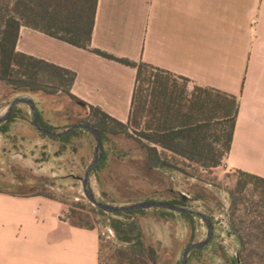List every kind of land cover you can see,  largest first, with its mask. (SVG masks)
I'll list each match as a JSON object with an SVG mask.
<instances>
[{
  "label": "crops",
  "instance_id": "crops-1",
  "mask_svg": "<svg viewBox=\"0 0 264 264\" xmlns=\"http://www.w3.org/2000/svg\"><path fill=\"white\" fill-rule=\"evenodd\" d=\"M91 46L236 96L224 165L264 177V0H97ZM16 49L74 71L83 105L130 119L135 67L27 25ZM67 212L59 199L0 192V264H99L98 227Z\"/></svg>",
  "mask_w": 264,
  "mask_h": 264
},
{
  "label": "trees",
  "instance_id": "trees-1",
  "mask_svg": "<svg viewBox=\"0 0 264 264\" xmlns=\"http://www.w3.org/2000/svg\"><path fill=\"white\" fill-rule=\"evenodd\" d=\"M96 3L97 0H0V85L10 88L17 94L31 91L64 92L72 100L78 103L82 102L71 93V86L75 78L74 71L19 52L16 49L20 27L22 25L30 26L78 47L91 50L105 58L137 69L133 107L127 122L117 120L98 106L82 104L88 110L83 120L91 122L97 128L104 146L103 156L93 167L90 180L91 176L95 175L98 183L101 184L100 173L102 169L105 166L108 169L107 167L113 161L124 160L125 156L130 155L127 151L117 149L114 136H122L134 141L139 150L138 157L141 165L147 170L163 173L174 170L182 171L176 164L175 160L178 159L175 156L204 167L220 165L231 148L239 108L238 98L216 89L200 86H194L190 92H188L187 85L178 90L173 85L175 81L172 77L175 75L171 72L144 61L116 56L92 47L91 36L95 21ZM181 79L186 83L188 82L185 77H181ZM37 118L41 126L46 129L52 131L64 129H57L55 123L49 119L42 120L38 106ZM21 121H30L33 124L30 108L25 103L17 104L12 115L0 124V128L5 127L6 131H12L13 126ZM217 126H220L221 133L212 132V129L217 128ZM38 132L44 138L59 144L56 150L57 155H63L69 150L74 153L79 140L82 138L90 139V142L95 141L93 134L83 128H77L60 137ZM221 139L224 140L222 148L217 149L214 144L220 142ZM168 152H172L173 155H169ZM236 171L241 175L238 180L239 184L244 183V178H248L257 181L264 187V177L242 170ZM32 180L36 181L33 183ZM47 180L42 177L27 178L20 172L12 170V178L0 182V192L18 196L42 195L37 186H47L48 183H51ZM177 192L181 195L184 194V190L175 191L171 189L162 193L158 189H153L138 193L139 196H136L137 200L134 202L151 200V197L155 196H165L167 199L164 201L184 206L185 201L182 198H176ZM229 194L234 214L236 203L233 192L229 191ZM103 199L112 204L120 202L115 198V195H107L105 191H103ZM98 210L102 214L109 215L108 220L116 233L117 240L132 243L133 248L142 247V253L145 252V247L139 231L141 227L135 219L136 214L157 211L175 216V218L180 217L184 224H187V238L193 237L186 242V246L195 240L196 230L202 220L200 216L192 213H181L162 207L117 213L105 212L99 208ZM222 212L227 220V234L235 241L234 248H228L222 240L216 242L214 218L212 214H208L212 220V238L207 246L193 249L189 253L187 264H190L191 256L201 257L204 254L209 255L216 264H250V254L246 242L240 229L236 227L232 214L228 217L227 211ZM71 223L80 225L72 221ZM163 227L164 232L165 228ZM172 234L169 231L164 237L170 239ZM145 253H147L146 255L152 264H158L153 249L149 251L146 249ZM258 254L264 256V248L260 249ZM176 264H182L180 259L176 261Z\"/></svg>",
  "mask_w": 264,
  "mask_h": 264
},
{
  "label": "rangeland",
  "instance_id": "rangeland-1",
  "mask_svg": "<svg viewBox=\"0 0 264 264\" xmlns=\"http://www.w3.org/2000/svg\"><path fill=\"white\" fill-rule=\"evenodd\" d=\"M173 85L179 90L189 86L181 77H172ZM188 92L190 90L188 89ZM27 94L33 97L41 111L42 120H51L56 128L67 127L82 121L87 109L72 100L64 92L46 93L31 91L17 94L10 88L0 85V115L9 102L16 96ZM62 129V130H64ZM60 130V131H62ZM221 133L220 126L212 132ZM132 132V131H131ZM134 134V132H132ZM216 138V137H214ZM115 146L119 150L130 153L124 160L113 161L100 173L101 184L95 175L91 176L94 193L103 201V191L115 195L120 202L128 204L137 200L138 193L158 189L162 193L167 190H184L187 200L184 206L212 214L215 222L216 242L222 240L228 248L233 249L235 241L227 234V220L222 211L232 214L236 227L240 229L250 254V264H264V256L258 254L264 248V187L255 180L244 178L238 183L241 175L236 170H229L222 160L220 165L204 167L175 156L176 164L182 171L174 170L166 173L147 170L142 167L138 157L139 150L132 139L114 136ZM223 139L215 142L217 149L222 148ZM96 142L81 139L76 151L70 150L57 155L58 143L44 138L30 121H21L13 126L12 131L0 128V182L12 178V170L20 172L27 178H46L47 186H37L42 196L54 197L68 204L67 216L70 221L85 226L98 227L100 233V264H152L146 255V249L154 250L158 264H176L187 238V224L175 216L157 211L140 212L135 215L140 225L145 252L141 248H133L132 243H124L116 238L110 226L108 214H102L84 195L81 178L88 163L94 157ZM215 148V149H216ZM173 155L172 152H168ZM185 161V162H184ZM33 183L36 180H32ZM53 182V183H52ZM229 191L233 192L236 207L231 206ZM31 196V195H30ZM176 198H182L177 192ZM167 197L155 196L151 200L164 201ZM133 200V201H128ZM107 202V201H106ZM223 209V210H222ZM159 224V225H157ZM165 228L164 232L162 230ZM173 233L170 239L165 234ZM207 227L201 220L194 241L206 237ZM191 242V243H192ZM190 264H216L209 255L191 256Z\"/></svg>",
  "mask_w": 264,
  "mask_h": 264
},
{
  "label": "water",
  "instance_id": "water-1",
  "mask_svg": "<svg viewBox=\"0 0 264 264\" xmlns=\"http://www.w3.org/2000/svg\"><path fill=\"white\" fill-rule=\"evenodd\" d=\"M19 103H25L29 106L31 111V119L35 126V128L40 131L43 134L54 136V137H60L63 135H67L71 133L73 130L77 128H83L89 130L94 138H95V151H94V157L93 159L88 163L84 176L81 178L82 185H83V191L85 197L88 199L89 202H91L95 207L109 213H117L120 211H128V210H135V209H145V208H151V207H162L174 211H179L181 213H192L195 215H198L201 217V219L205 222L207 226V233L206 237H204L201 240L194 241L183 248V250L180 253V261L182 264L188 263V256L189 253L193 249H200L205 246H207L212 238L213 234V226H212V220L210 216L200 210L188 208L183 205L175 204L169 201H158V200H141L133 203L128 204H112L106 201H103L100 199L95 193L92 188L91 182H90V174L93 169V167L101 160L103 153H104V146L103 142L101 140V137L99 135V132L97 128L89 121L82 120L77 123H74L73 125L67 127L66 129L62 131H52L49 129L44 128L41 126V124L38 121L37 118V105L33 97L27 94H21L16 96L8 105L6 111L0 115V124L4 121H6L13 113L15 107ZM80 104H83L80 102ZM182 199L185 201L187 200V195L182 194Z\"/></svg>",
  "mask_w": 264,
  "mask_h": 264
}]
</instances>
